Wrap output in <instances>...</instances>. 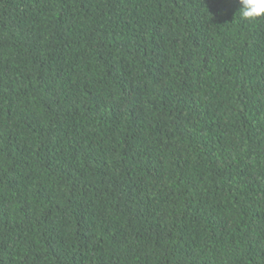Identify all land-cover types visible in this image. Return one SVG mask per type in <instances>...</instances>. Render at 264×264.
Returning <instances> with one entry per match:
<instances>
[{"label":"trees","instance_id":"1","mask_svg":"<svg viewBox=\"0 0 264 264\" xmlns=\"http://www.w3.org/2000/svg\"><path fill=\"white\" fill-rule=\"evenodd\" d=\"M0 264H264V0H0Z\"/></svg>","mask_w":264,"mask_h":264}]
</instances>
